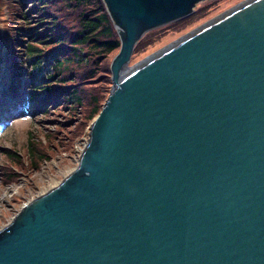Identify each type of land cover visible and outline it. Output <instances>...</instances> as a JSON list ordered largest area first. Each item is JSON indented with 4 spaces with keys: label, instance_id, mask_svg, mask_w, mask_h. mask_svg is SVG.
Instances as JSON below:
<instances>
[{
    "label": "water",
    "instance_id": "95a60500",
    "mask_svg": "<svg viewBox=\"0 0 264 264\" xmlns=\"http://www.w3.org/2000/svg\"><path fill=\"white\" fill-rule=\"evenodd\" d=\"M120 50L76 170L0 232V264H264V0L130 66L213 0H101Z\"/></svg>",
    "mask_w": 264,
    "mask_h": 264
},
{
    "label": "trees",
    "instance_id": "16d2710c",
    "mask_svg": "<svg viewBox=\"0 0 264 264\" xmlns=\"http://www.w3.org/2000/svg\"><path fill=\"white\" fill-rule=\"evenodd\" d=\"M12 1L16 8L12 16L20 25L6 27L0 35V66L9 77V99L18 97L24 87L25 106L34 120L61 115L64 107L69 110L68 120L45 134L54 150L51 143L58 142L61 133L72 135L73 118L86 126L99 115L112 84L109 66L120 50L119 36L101 0ZM145 43L141 40L135 52ZM45 67L50 74L42 73ZM29 139L28 150L37 168L49 156L35 141L36 134ZM10 154L6 151L7 157L18 162Z\"/></svg>",
    "mask_w": 264,
    "mask_h": 264
},
{
    "label": "rangeland",
    "instance_id": "374dc122",
    "mask_svg": "<svg viewBox=\"0 0 264 264\" xmlns=\"http://www.w3.org/2000/svg\"><path fill=\"white\" fill-rule=\"evenodd\" d=\"M246 1L248 0L202 2L194 8L195 12L191 17L149 32L144 38L145 48L133 53L130 65H137L156 55L164 48L171 46L172 43L192 34V31L213 22L214 19L230 12L235 6L246 3ZM11 5H13L12 0H0V35L4 34L6 27L11 29L20 25L12 16L15 15L16 8L14 9ZM8 37L10 39L12 34H9ZM46 69L45 67L42 73L46 74ZM3 77H7V79ZM8 82L9 77L0 70V232L13 221L24 206L47 191L56 188V183L60 184L76 170L79 157L87 145L88 133L92 124L91 122L86 126L80 125L79 119L73 118L72 135L61 133L57 137L58 142L51 143L54 149L52 150L45 134L54 132L58 123L68 120L69 110L64 107V109H60L61 115L39 116L35 120L32 118L29 120V113L27 114L29 109L24 105L27 97V90L24 87L11 105L5 106V108L1 107L2 102L11 97L6 92ZM111 86L112 84L108 90L109 94ZM54 108L58 109V107ZM76 114L79 115V112ZM33 133L37 135L35 141L40 143L42 150L47 149L49 156V160L39 162L37 168L28 150V140ZM6 151H9L20 163L7 157Z\"/></svg>",
    "mask_w": 264,
    "mask_h": 264
},
{
    "label": "bare ground",
    "instance_id": "6f19581e",
    "mask_svg": "<svg viewBox=\"0 0 264 264\" xmlns=\"http://www.w3.org/2000/svg\"><path fill=\"white\" fill-rule=\"evenodd\" d=\"M237 6H238V5H237ZM227 13H228V12H227ZM227 13H224V14H227ZM222 16H224V15H222ZM222 16H221V17H222ZM209 24H210V23H209ZM209 24H208V25H209ZM204 26H207V25H204ZM129 65H130V64H129ZM130 66H131V65H130ZM55 185H56V186H55ZM55 185H54V186L57 187L59 184L56 183ZM54 186H53V187H54ZM43 195H45V194H43ZM33 201H34V200H33ZM13 220H14V219H13Z\"/></svg>",
    "mask_w": 264,
    "mask_h": 264
}]
</instances>
